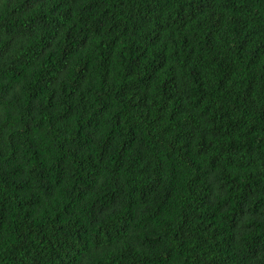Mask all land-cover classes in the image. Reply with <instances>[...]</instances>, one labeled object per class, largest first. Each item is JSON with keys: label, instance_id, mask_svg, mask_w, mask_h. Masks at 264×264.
<instances>
[{"label": "trees", "instance_id": "obj_1", "mask_svg": "<svg viewBox=\"0 0 264 264\" xmlns=\"http://www.w3.org/2000/svg\"><path fill=\"white\" fill-rule=\"evenodd\" d=\"M0 264H264V0H0Z\"/></svg>", "mask_w": 264, "mask_h": 264}]
</instances>
